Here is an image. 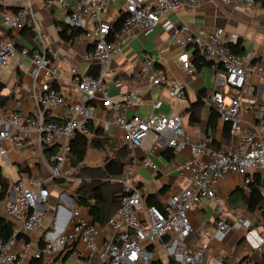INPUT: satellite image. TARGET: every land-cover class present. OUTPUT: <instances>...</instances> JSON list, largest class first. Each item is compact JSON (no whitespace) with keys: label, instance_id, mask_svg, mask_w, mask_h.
I'll list each match as a JSON object with an SVG mask.
<instances>
[{"label":"built area","instance_id":"1","mask_svg":"<svg viewBox=\"0 0 264 264\" xmlns=\"http://www.w3.org/2000/svg\"><path fill=\"white\" fill-rule=\"evenodd\" d=\"M113 1L115 0H45L47 8L54 5L64 8L61 21L83 29L93 43L92 48L83 54V59L98 60L101 66L98 77L83 74L76 67H71L74 78L67 82V86L80 91L83 98L67 106L61 118H56L50 108L52 105L64 107L67 104L66 93L62 86H52L61 77L51 65L47 34L42 21L33 13L32 0H26V4L16 13L0 12L3 24L10 28L23 27L31 20L39 45L35 52L30 47L19 49L11 39L0 36V68L7 67L14 57H18V66L30 59L35 66L32 71L34 83L36 84L41 70L46 76L40 88L35 89V111L27 112L20 98L15 99L10 106L0 108V157L9 160L6 142H12L15 148L24 149L28 146V141L32 140L39 148L40 162L45 169L42 175H31L15 182L12 192L0 204L1 210L14 221L12 236L6 240L0 239V264H18L21 261L23 252L14 248L16 237L21 230H34L44 222L52 195L51 187L58 181L63 184L59 199L70 212V219H64V222L71 223L72 228L67 232L62 231L55 241H50L42 250H37V258L50 260L74 243L82 242L91 255L98 258V261L89 264H152L155 253L151 247L163 241L169 256L179 264H227L223 256L207 253L210 239L223 240L231 230L237 228H244L249 232L254 221L245 214H237L231 219L224 213L217 219L215 232L206 228L197 230L203 243L193 248L188 244V239L196 231L190 220V212L203 199L214 198L215 190L212 185L227 173L244 176V191H248L255 181L250 169L264 173V104L256 107L257 122L246 126L241 116L245 99L235 94L245 90L248 73L264 75V65L250 64L240 53L233 51L224 37L223 28L194 32L189 24L175 25L166 17L167 13L177 7L194 5L198 0H125L127 16L121 29L111 34V22L103 14ZM222 1L229 5L264 9L257 0ZM160 26L169 31L179 45L193 47L209 62L215 86L212 93L204 97V101L216 110L222 122L228 124L230 133L238 137V145L232 151L210 149L209 138L192 139L186 131L184 116L179 113L153 112L147 118H128L126 111L136 100V92L127 94L123 100L110 97L105 75L110 68L113 52L120 50V44L125 38L151 34ZM110 35L113 37L110 38ZM235 37L232 34L229 41H233ZM178 60L189 76L196 73L193 58L187 52H183ZM140 75L152 85H168V94L173 99L185 96L186 83H168L162 73L152 69L149 60L142 66ZM247 92L252 93L251 90ZM162 102L157 100L154 108H160ZM96 103H100L109 112L107 123L114 124L123 131L126 147L131 154L143 147L147 139L151 140V151L168 146L175 152H180L189 147L191 153L190 159L178 166L182 176L185 171L190 172V184L169 195L164 210L147 204L133 162L126 165L122 174L112 178L113 182L123 185L124 193L119 208L107 222L117 236L105 241L102 246L97 243L98 225L80 207L74 205L72 192L82 179L77 168H70L74 156L71 142L78 132L89 134L88 125L95 118ZM255 104V100L248 102L249 107ZM50 146H56L57 151L47 157L44 149ZM208 150L210 159L201 161ZM142 163L145 166L151 165L148 159ZM261 205L264 210V190ZM71 256L78 258L81 253L74 251Z\"/></svg>","mask_w":264,"mask_h":264},{"label":"crops","instance_id":"2","mask_svg":"<svg viewBox=\"0 0 264 264\" xmlns=\"http://www.w3.org/2000/svg\"><path fill=\"white\" fill-rule=\"evenodd\" d=\"M32 2L33 13L42 21L47 34V45L51 49L49 55L51 65L61 77L57 84L65 89L67 104L64 107L52 105L50 108L56 118H61L67 106L83 98L80 91L67 86V82L74 78L71 67H76L83 74L98 77L101 73V66L98 60L85 61L83 59V54L93 46L92 40L84 32L72 42H67L60 37L58 22L61 21V17L65 13L64 8L58 5L47 8L45 0H32ZM25 4L26 0H0V12L10 14L13 13L12 9H19ZM125 5V0L113 1L103 14L104 17L110 22L115 21L120 14L125 12ZM166 17L171 19L175 25L189 24L194 32L223 28L226 40L237 46V51L246 58L247 62L264 65V9L261 7L229 5L222 0H198L194 5L177 7L174 11L167 13ZM3 27L9 26L3 24L2 15H0V36L3 33L1 30ZM12 29L20 33L22 27ZM232 34L236 37L233 41H229ZM15 40L31 49L30 43L26 42L27 40L22 35H17ZM37 50L35 48L33 52ZM183 52H187L194 60L196 73L192 76L187 74L178 60ZM194 52L195 49L191 46L185 48L179 45L176 38L162 26L148 35L140 34L135 38H125L120 44V50L113 52L110 68L105 75L109 95L114 100H123L127 94L136 92V100L126 111L128 118H147L153 112L179 113L184 116L186 131L192 139L209 138L211 140L210 149L218 148L230 152L237 147L238 137L230 133L228 124L222 122L219 116L214 118L215 111L206 104L204 98L202 99L203 105L194 109L196 110L194 121L190 120V109L193 104L199 101V93L201 92L203 96L211 94L215 86L211 66L201 58L195 61ZM147 60L150 61L154 71L162 73L167 78L168 83L175 81L186 83L184 98L173 99L168 94V85H152L147 78L140 75L141 68ZM34 67L30 59H26L22 66H18V57H14L7 67L0 68V83L4 85L0 91L1 109L10 106L17 98L22 99L24 109L27 112L31 113L37 109L35 89L40 88L41 82L46 76L41 70L35 84L32 77ZM18 69L22 72L21 82H18ZM247 90H251L252 93L248 94ZM235 94L245 99L241 108L244 124L247 126L256 123V107L258 104H264V75L255 72L248 73L245 90L237 91ZM157 100L163 102L160 108L155 109L154 103ZM249 100H255L256 104L249 107ZM108 118L109 112L100 103H96L93 125L101 127L116 145H126L123 131L114 124H108ZM6 146L9 148V160L0 157V165L3 174L11 182L27 178H20L17 161L26 160L31 166L38 163L41 167V173H45L40 162L39 148L32 140L28 141V146L24 149L15 148L12 142H6ZM150 146L151 140L147 139L144 146L137 148L125 162L135 164L137 180L146 202L151 199H159L165 204L169 195L190 184L188 179L190 172L185 171L182 176L178 166L181 162L189 160L191 153L189 147L180 152H175L168 146H162L151 151ZM92 149L93 147L89 151ZM99 150L100 155L92 153L89 157L90 161L87 156L83 164L89 166L104 164L107 153L103 149ZM45 156L49 157L48 154ZM145 159L151 162L150 166H145L142 163ZM209 159L210 150L201 158V161L205 162ZM3 162L13 163L17 166L15 180L5 174ZM70 168H73L72 165ZM250 170L253 174L264 175L260 170ZM42 174L37 173V171L33 173V175ZM243 181V175L227 173L221 180L214 182L212 185L215 190L214 198L203 199L190 212V220L196 231L188 239V244L193 248L201 246L203 238L197 230L206 228L215 232L217 219L224 213L231 219L237 214H245L254 221L253 228L249 232L244 228L233 229L223 240L210 239L207 253L212 256H223L234 264H259L264 255V210L258 208L254 212H250L238 194L231 195L234 191L242 188ZM62 186V182L58 181L51 187L53 195L50 197L44 222L34 230H21L17 235L14 248L23 252L22 259L18 264H31L35 252L42 250L39 248L41 240L47 244L50 241H55L62 231L71 230L72 224L64 222V219H70V212L58 196L62 192ZM262 188L264 190V186ZM153 195L156 196L152 197ZM230 195L233 199V201L230 200L231 202L228 200ZM80 208L92 220L88 210L84 207ZM2 213L14 223L6 212L2 211ZM116 236L115 230L109 225H98L96 237L99 246ZM151 249L155 253L152 264H168L171 257L166 251L163 241L158 242ZM67 250H70L68 254H66ZM74 251L80 252L81 256L72 257L71 252ZM43 260L50 264H89L98 261V258L91 255L84 243L76 242L60 251L50 260Z\"/></svg>","mask_w":264,"mask_h":264},{"label":"trees","instance_id":"3","mask_svg":"<svg viewBox=\"0 0 264 264\" xmlns=\"http://www.w3.org/2000/svg\"><path fill=\"white\" fill-rule=\"evenodd\" d=\"M264 6V0H257ZM13 13L18 11V8L12 9ZM10 13V14H13ZM127 16L126 12H123L118 16V18L111 22V34L119 31L123 25V22ZM58 25L60 26V37L67 41L72 42L77 36L83 33V29L79 27H73L63 21H59ZM2 38L11 39L16 46L21 49L25 46L19 42H17L16 36L22 35L31 45V51L33 49L39 48L37 36L35 30L33 28L31 20L22 27L20 33L14 31L10 27H3L2 29ZM113 36L110 35V38ZM230 47L233 51L239 53L237 51V46L233 43H229ZM194 55L196 57L195 61L198 59H202L206 63L209 64L205 60L203 56L198 54V51L195 50ZM194 62V60H193ZM210 65V64H209ZM18 82H21L22 72L20 69L17 70ZM52 86L55 88H59L57 82H53ZM4 85L0 83V91L3 89ZM210 94H203L200 92V99L197 103L193 104L191 107V116L190 120L194 121L195 112L194 110L197 106L203 105V98L208 97ZM215 111L214 118L218 117V113ZM89 134H84L78 132L76 137L72 140V152L73 159L71 161V165L78 169V175L81 177V182L77 185V187L73 190V202L75 206L84 207L88 210L90 216L92 217V221L97 225H105L108 220L116 213L117 209L120 206L121 198L123 196V185L118 182H113L112 178L119 176L123 173L126 162L125 160L130 157V150L124 146H118L114 142V140L107 136L101 127L94 126L92 122L88 125ZM98 148L103 149L107 153V157L105 159L104 164L99 166H89L84 165V161L88 155V151L90 148ZM57 151L56 146L45 147V154H50L52 152ZM18 172L20 178L29 177L33 175L35 171L37 173L42 174L41 167L38 163H35L33 166L26 160L17 161ZM255 181L251 184L248 191H244L242 188L234 191L233 194H238V197L241 201L244 202L246 208L250 212H254L256 209H262V199H263V186H264V175L254 174ZM17 182V181H16ZM61 182V181H60ZM15 182H11L9 178H7L2 171V167L0 165V204L1 202L9 196L11 187ZM229 197V201L232 200V197ZM156 195H153L154 197ZM231 202V201H230ZM148 205H156L160 209L164 210L165 204L162 203L159 199H151L147 201ZM12 221H10L7 217H5L0 208V239L6 240L10 238L13 234L12 230ZM242 241V240H241ZM45 242L43 240L40 241L39 248L43 249L45 247ZM70 250H67L66 254H68ZM224 262L227 264H234L228 261L225 257ZM31 264H50L44 262L42 258L34 257ZM168 264H179L174 259L170 258ZM259 264H264V255L259 262Z\"/></svg>","mask_w":264,"mask_h":264},{"label":"rangeland","instance_id":"4","mask_svg":"<svg viewBox=\"0 0 264 264\" xmlns=\"http://www.w3.org/2000/svg\"><path fill=\"white\" fill-rule=\"evenodd\" d=\"M92 153H95L96 155H100V150L98 148H93L88 152V158ZM90 161V158H89ZM3 169L5 174L10 177L12 180H15L17 177V166L13 163L7 164L6 162L2 163ZM53 195V194H52Z\"/></svg>","mask_w":264,"mask_h":264}]
</instances>
